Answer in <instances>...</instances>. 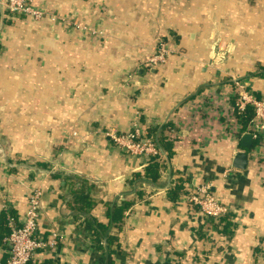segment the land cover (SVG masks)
Segmentation results:
<instances>
[{"label":"crops","instance_id":"0c3cea01","mask_svg":"<svg viewBox=\"0 0 264 264\" xmlns=\"http://www.w3.org/2000/svg\"><path fill=\"white\" fill-rule=\"evenodd\" d=\"M32 2L50 14L0 23V264L9 220L23 222L34 189L46 246L31 264H103L86 228L92 217L118 236L115 264H264V128L248 132L247 149L245 133L227 136L198 108L233 78L264 97V0ZM159 36L174 53L143 65ZM136 121L155 139L178 125L156 181L131 183L148 162L112 138ZM244 150L247 166L236 168ZM201 183L228 206L226 218L204 223L192 209L187 188ZM78 191L91 208L76 207ZM116 200L133 202L119 226L105 213Z\"/></svg>","mask_w":264,"mask_h":264},{"label":"built area","instance_id":"2783aa9c","mask_svg":"<svg viewBox=\"0 0 264 264\" xmlns=\"http://www.w3.org/2000/svg\"><path fill=\"white\" fill-rule=\"evenodd\" d=\"M34 5L32 0H0V23L10 17V14H23L30 18L40 20L48 13ZM53 19L55 16H51ZM65 20V17H59ZM77 27H83L81 23H76ZM163 37H158L154 52L147 55L142 64L146 66H158L167 62L169 56L174 53ZM220 54V53H219ZM130 80H134L135 72L129 73ZM230 91H227L221 98L216 93L218 89L209 90L200 97L198 108L202 115V122H210V125H221L227 136L240 137L243 133L254 132L264 128V97L258 98L250 89L246 79L233 78L229 83ZM223 94V93H222ZM200 96V95H199ZM248 105L253 106L254 116L249 121V125L243 128L241 124V114ZM201 117V116H198ZM205 118V119H204ZM133 129L122 134L113 135L115 144L124 148L132 155L144 158L146 161L151 156H163V150L159 146L157 139L148 135L140 128V124L134 122ZM178 125L172 126L169 135L176 138ZM184 127V126H183ZM189 127V126H187ZM255 130V131H251ZM172 138V137H171ZM187 197L192 209L198 212L203 218V222L214 219L219 221L228 213V206L223 203L218 194L212 191L208 183L196 184L194 188H187ZM41 190L30 191L27 199L25 218L22 223L17 224L16 220L10 218V232L7 235L9 259L7 264H31L35 253L46 246L43 238L38 235V224L41 208Z\"/></svg>","mask_w":264,"mask_h":264},{"label":"trees","instance_id":"16d2710c","mask_svg":"<svg viewBox=\"0 0 264 264\" xmlns=\"http://www.w3.org/2000/svg\"><path fill=\"white\" fill-rule=\"evenodd\" d=\"M253 116L254 108L253 106L248 105L245 111L241 114L240 121L243 128L248 125L249 121L252 119ZM171 128L172 125L170 123H167L163 126L157 137V141L160 147L162 146L164 147V149L168 150H170L172 147L171 141H169L170 139L168 138V133L170 132ZM155 133L157 134V132ZM170 155L171 153H169L168 156ZM159 160L160 156H151L147 161L148 165L146 166L144 173H134L133 180L130 182H139L141 181L143 176L150 177L151 181H156L160 176V170L162 168L160 164L161 162ZM177 187L179 189L181 187V184L177 185ZM77 194H79V191ZM79 195L77 196L76 200L80 204L76 205V207L88 209L94 205L95 201H92L91 199L89 200L87 195ZM132 204L133 202L130 200L113 201L107 205L105 211L106 216L109 218L112 224H116L119 226L120 223L123 222L124 216L126 215V211ZM7 211L10 212L9 210ZM5 217L6 211L2 212L0 215V220L2 223L6 222ZM226 217L227 214L221 219H224ZM86 228L93 233L95 246L101 251L104 256L103 264H115L114 255L118 252V249L115 244L118 242V236L114 235V233H111L112 225L110 223H103L101 221H98L96 218L92 217L87 220Z\"/></svg>","mask_w":264,"mask_h":264},{"label":"water","instance_id":"95a60500","mask_svg":"<svg viewBox=\"0 0 264 264\" xmlns=\"http://www.w3.org/2000/svg\"><path fill=\"white\" fill-rule=\"evenodd\" d=\"M241 142L243 144V146L245 148H250L253 144V137H252V134L251 133H245L242 138H241ZM248 152L246 150L244 151H240L236 154L235 158H234V163L233 165L236 167V168H239V169H244L246 168L247 166V163H248Z\"/></svg>","mask_w":264,"mask_h":264},{"label":"rangeland","instance_id":"374dc122","mask_svg":"<svg viewBox=\"0 0 264 264\" xmlns=\"http://www.w3.org/2000/svg\"><path fill=\"white\" fill-rule=\"evenodd\" d=\"M38 8H41V7H38ZM41 9H43V8H41ZM43 10H45V9H43ZM75 25H76V22H75ZM86 27V26H85ZM160 37H162V36H160ZM153 51V50H152ZM152 51L149 53V55L152 53Z\"/></svg>","mask_w":264,"mask_h":264}]
</instances>
